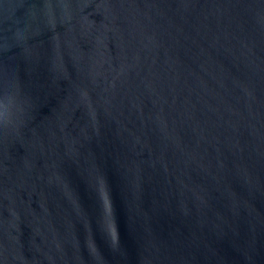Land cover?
I'll return each mask as SVG.
<instances>
[{"label":"water","instance_id":"1","mask_svg":"<svg viewBox=\"0 0 264 264\" xmlns=\"http://www.w3.org/2000/svg\"><path fill=\"white\" fill-rule=\"evenodd\" d=\"M0 264H264V0H0Z\"/></svg>","mask_w":264,"mask_h":264},{"label":"snow or ice","instance_id":"2","mask_svg":"<svg viewBox=\"0 0 264 264\" xmlns=\"http://www.w3.org/2000/svg\"><path fill=\"white\" fill-rule=\"evenodd\" d=\"M104 211L106 213V215L108 216V223L110 221V210H109V206L107 205V203H105V206H104ZM113 239H115V237H113Z\"/></svg>","mask_w":264,"mask_h":264}]
</instances>
